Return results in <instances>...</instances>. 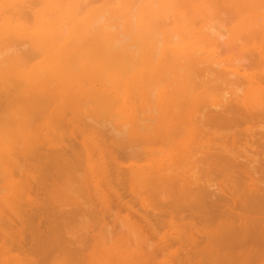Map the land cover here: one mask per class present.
I'll use <instances>...</instances> for the list:
<instances>
[{
  "label": "bare ground",
  "instance_id": "6f19581e",
  "mask_svg": "<svg viewBox=\"0 0 264 264\" xmlns=\"http://www.w3.org/2000/svg\"><path fill=\"white\" fill-rule=\"evenodd\" d=\"M0 264H264V0H0Z\"/></svg>",
  "mask_w": 264,
  "mask_h": 264
},
{
  "label": "rangeland",
  "instance_id": "374dc122",
  "mask_svg": "<svg viewBox=\"0 0 264 264\" xmlns=\"http://www.w3.org/2000/svg\"><path fill=\"white\" fill-rule=\"evenodd\" d=\"M79 99H81V98H79ZM110 149V148H109Z\"/></svg>",
  "mask_w": 264,
  "mask_h": 264
}]
</instances>
